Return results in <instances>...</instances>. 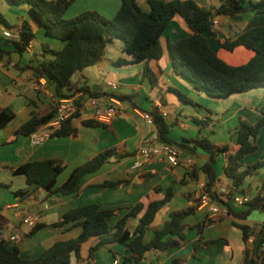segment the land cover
<instances>
[{
    "label": "crops",
    "instance_id": "0c3cea01",
    "mask_svg": "<svg viewBox=\"0 0 264 264\" xmlns=\"http://www.w3.org/2000/svg\"><path fill=\"white\" fill-rule=\"evenodd\" d=\"M113 1L110 8L103 7L111 12L112 17L120 6V0ZM194 1L202 7L214 10L220 4L219 0ZM0 7V11L7 17V22L14 27L12 31L19 32L22 23L28 21L35 32V39L21 55L13 51L12 44L2 41V49L10 53L0 57V108H10L15 113V118L0 130V233L5 236L10 248L19 249L23 259H35L55 242L77 237L80 228L67 229L70 225L56 228L52 224L78 207L97 204L101 209H115L116 215L108 220L112 228L127 213L129 207L138 202L147 203L148 196L162 199L165 190L172 187L174 190L172 199L162 207L144 237L145 241H149L154 236V230L161 228L171 212L195 203L196 195L209 181L208 175L199 170L207 161L208 154L200 148L191 150L177 146L180 152L178 166H171L164 158H159L147 161L139 168L135 167L142 159L140 157L142 148L159 147L165 143L158 135L156 124H148L142 113L150 112L154 107L168 113L165 117L170 125L168 136L177 143H182V139L207 138L218 147L228 146L231 153L237 149L236 129L239 120L243 119L254 124L264 118V88L252 89L226 98H210L196 91L189 81L176 75L168 57L164 55L161 60L149 63L156 73L159 69L162 70L159 88L153 90L149 80L142 78L141 75L144 62L115 65L120 58L132 59L122 51V44L115 42L113 46L107 48L100 62L93 66L94 75H90L86 68L74 77V81L82 86L85 82L89 85L91 80L99 84L101 91L114 94L124 90V93L129 95L131 103L127 101L129 104L120 114L106 123V127H87L81 122L94 119L95 109L109 104L110 98H92L86 94L77 107L79 115L73 120L77 134L51 137L44 143L35 145L30 135H17L16 131L34 113L40 115L49 113L56 99L54 86L44 78H37L29 66L37 65L36 58H41L42 44H48L51 49L59 50L64 43L47 37L44 28L32 20L27 5H15L9 0H0ZM252 15L253 13L248 11L234 18L225 15L214 16L218 35L217 39L212 38L210 43L226 62L238 65L247 62L253 56L252 51L244 48H238L233 53L224 51L218 43L237 37ZM41 30L45 38L37 40L36 35ZM190 34L184 21L176 17L165 29L161 41L165 46L167 40L176 41ZM239 53L241 55L244 53L242 60L245 61H238L235 54ZM108 82L118 83L119 88L116 90L109 88ZM169 88L184 93L197 105L183 103L174 93L168 91ZM159 91L163 94V104L160 103ZM168 106L173 109L168 110ZM196 120L205 121V124H200ZM46 131L47 129L41 128L38 133ZM253 140L258 150L240 160V171L257 161L264 160V125ZM108 149H115L113 157L98 171L89 173L81 179V191L77 195L57 194L47 201H42L46 194L44 191L37 195V199H24L15 195L16 191L26 189L28 185L26 177L14 174L13 168L31 161L60 160L65 164L64 171L57 179V185H60L67 180L74 168ZM226 159V156L219 155L214 164L217 179L214 189L222 192H228L233 188L232 179L224 171ZM193 167L199 170V178L196 180L189 178ZM125 181L129 183H123ZM116 182L118 184L109 185ZM156 186H161L163 191L155 192L153 189ZM234 193H245L251 198L257 195L264 196V168L254 174H248L244 183ZM48 201L54 203L49 204ZM230 204L232 213H240L246 209L237 207L232 201ZM30 214H39L40 224L44 225L32 235H29L31 228L21 222L23 217ZM208 220H212L211 224L199 233L194 226ZM184 222L192 228L186 231V240L180 247L162 252H149L140 264H242L245 244L242 231L233 225L234 222L249 225L251 233L259 231L257 238L253 237L256 239L255 251L260 253L264 248L263 208L254 210L246 220H240L232 214L216 216L209 208L199 206ZM138 223L139 217L131 219L129 221L131 230ZM15 236L16 239L11 241L10 239ZM97 241V238H93L83 244L81 250L83 258L87 257L89 248ZM196 244L200 245L197 250L194 249ZM112 251L117 253L118 259L125 254L121 243H111L95 253L91 264H112L114 261Z\"/></svg>",
    "mask_w": 264,
    "mask_h": 264
},
{
    "label": "trees",
    "instance_id": "16d2710c",
    "mask_svg": "<svg viewBox=\"0 0 264 264\" xmlns=\"http://www.w3.org/2000/svg\"><path fill=\"white\" fill-rule=\"evenodd\" d=\"M15 5H27L32 20L45 30L47 37L60 40L64 46L60 50H53L48 44H42L41 58H36L37 65L29 66L37 78H44L54 86L56 103L52 110L45 114H33L17 131V135L29 136L46 126L55 116L60 100L73 98L76 95L88 94L92 98L116 97L129 101L125 93H109L107 91H94L85 82L82 86L74 81L77 74L88 67L100 62L107 48L114 45L116 40L122 44V51L132 57L131 60L118 59L115 65L136 64L144 62L141 71L142 78H147L152 89L159 88V77L162 70L156 73L150 62L159 61L166 55L171 63L174 73L187 81L193 88L210 98H226L233 94L248 92L252 89L264 88V0H219L215 8L200 6L194 0H120V6L113 17L109 18L97 11H87L70 19L65 15L76 0H9ZM253 15L243 31L234 39L218 41L220 48L233 53L238 48L252 51L253 56L245 63L233 65L223 60L212 47L210 41L217 39L218 31L215 28L214 16L225 15L231 18L245 12ZM180 17L191 34L182 39L167 40L165 46L161 38L169 23ZM14 27L7 22L5 15L0 11V57L10 52L2 49L4 41L12 44L13 51L23 54L35 39V32L30 22L24 21L18 32L17 40L3 35L5 29ZM177 98L186 104L197 105L187 95L175 88H169ZM160 103H164L162 92H158ZM131 103V102H130ZM78 110V108H77ZM69 119L63 121L59 128L51 130V137H67L77 134V127L73 120L79 115L78 111ZM156 124L158 135L165 143L191 150L202 149L208 154L207 161L199 169L208 175L209 181L202 188L212 200L227 208V214L235 218L246 220L254 211L264 208V196H254L242 207L246 209L240 213L231 212V198L237 189L244 183L248 174H254L264 168V160L257 161L240 171V160L246 155L258 150L254 138L264 125V118L254 124L240 119L236 129L237 149L229 151L228 146H216L209 139L185 140L177 143L169 138L170 125L160 113L158 107L150 111ZM15 113L10 108H0V130L4 129L13 119ZM200 124L205 121L196 120ZM82 125L87 127H106L104 122L95 119L83 120ZM191 144L192 146H190ZM115 154V149L100 152L92 159L74 168L67 180L57 185L58 176L64 171L65 164L60 160H42L24 163L12 171L14 174L24 175L28 187L18 190L15 195L24 199H37V195L44 191L47 201L54 195H77L81 191V179L98 171ZM219 155L227 157L224 171L232 179L233 188L228 192L214 189L217 181L214 164ZM199 170L195 167L189 174L191 180L199 178ZM123 183H129L125 181ZM110 183L109 185H116ZM162 192L161 186L153 189ZM174 194L172 187L165 190L162 199H153L148 196V202H138L128 208L127 213L110 227L109 218L116 215L115 209H101L97 204H89L73 209L64 214L62 218L52 224L53 227L67 229L80 228L77 237L57 241L35 259H23L17 247H9V242L0 233V264H91L95 253L102 247L111 243H121L125 254L119 259V264H140L149 252H162L180 247L186 240L187 226L184 220L193 215L199 207V200L195 197L194 204L169 214L168 219L161 228L154 230V236L145 241L144 237L150 230L151 224L159 214L162 207L168 203ZM191 199V196H189ZM139 217V223L131 230L129 221ZM212 220L194 226L200 233L211 224ZM243 234L245 244L242 264H264V248L262 252L255 251L256 239L249 242L250 226L234 222ZM37 224L30 229L29 235L43 228ZM97 238L95 245L91 246L86 258L81 255L82 246L90 239ZM200 245H195L197 250ZM114 259L117 253L112 251ZM75 259V263H73Z\"/></svg>",
    "mask_w": 264,
    "mask_h": 264
},
{
    "label": "built area",
    "instance_id": "2783aa9c",
    "mask_svg": "<svg viewBox=\"0 0 264 264\" xmlns=\"http://www.w3.org/2000/svg\"><path fill=\"white\" fill-rule=\"evenodd\" d=\"M215 23V21H214ZM3 35L7 38L17 40L19 38V33L14 32L9 29H5L3 31ZM29 48V47H28ZM111 89H118L119 85L116 82H108L107 85ZM80 96L76 95L73 98L62 99L59 101L57 105V110L54 118L43 128L47 129L46 132L38 133L35 132L31 134L32 142L35 145H40L44 143L47 139L51 138V130L59 128L61 123L69 118H71L77 110V106L75 105L76 99ZM129 103L126 100H122L116 97L110 98V103L107 105L98 106L94 113L93 118L97 121L108 123L111 121L116 115L120 114L123 108L128 105ZM160 113L167 117L168 113L164 111H160ZM143 118L146 120L148 124H153L154 120L151 116L150 112L142 113ZM225 157V155H223ZM140 157L142 158L138 161L135 167L139 168L143 166V164L150 160H157L159 158H164L168 164L171 166H178L180 163V152L176 145L164 143L159 147H144L140 150ZM196 198L199 200L200 207L209 208L210 212L216 216L226 215L227 208L219 206L216 204L211 196L204 192L203 189L196 195ZM252 198L245 193H234L232 195L231 201L234 205L237 206H244L247 204ZM40 215L39 214H30L21 219L23 225L27 227H34L35 225L40 223ZM254 236L249 238V242L252 243ZM16 239L12 237L10 240ZM112 264H119V259H114Z\"/></svg>",
    "mask_w": 264,
    "mask_h": 264
},
{
    "label": "rangeland",
    "instance_id": "374dc122",
    "mask_svg": "<svg viewBox=\"0 0 264 264\" xmlns=\"http://www.w3.org/2000/svg\"><path fill=\"white\" fill-rule=\"evenodd\" d=\"M113 2H114L113 0H77L71 6L70 11H68L71 15H68V13H67L65 15V18L66 19H70L72 17L77 16L78 14H82V13H85L87 11H97V12L101 13L102 15L111 18L112 17L111 12H109V10H107L106 8H103V7H109ZM94 7L102 9V11H100L99 9L94 8ZM0 9H1V7H0ZM43 38H45V34L41 30L40 33H38L36 35V39L39 40V39H43ZM48 38H50V37H48ZM51 40L55 41L56 39L52 38ZM116 43L118 44V43H120V41L116 40ZM54 50H56V49H54ZM235 56L238 58V61H241V62L245 61V60H242L243 59L242 57L244 56V53L242 55L240 53L239 54H235ZM243 63H245V62H243ZM92 70H93V66L92 67H88V73L90 75H94L92 73ZM89 82H90L89 85L91 86V88H92L93 85H99V84H95L96 82H92L91 80H89ZM167 109L169 110V109H173V108L168 106ZM240 207H242V206H240Z\"/></svg>",
    "mask_w": 264,
    "mask_h": 264
},
{
    "label": "water",
    "instance_id": "95a60500",
    "mask_svg": "<svg viewBox=\"0 0 264 264\" xmlns=\"http://www.w3.org/2000/svg\"><path fill=\"white\" fill-rule=\"evenodd\" d=\"M92 90H94V91H98V92H101V88H100V86H98V85H93L92 86ZM121 93H124V90H121ZM86 96V93H83L81 96H79L77 99H76V101H75V105L78 107L79 105H80V103H81V101L84 99V97ZM207 183V182H206ZM49 202V204H53L54 202H52V201H48ZM264 209V208H263Z\"/></svg>",
    "mask_w": 264,
    "mask_h": 264
}]
</instances>
